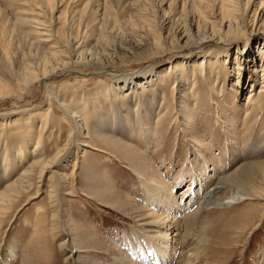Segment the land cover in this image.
I'll return each instance as SVG.
<instances>
[{
	"label": "rangeland",
	"instance_id": "1",
	"mask_svg": "<svg viewBox=\"0 0 264 264\" xmlns=\"http://www.w3.org/2000/svg\"><path fill=\"white\" fill-rule=\"evenodd\" d=\"M46 1L0 0V77L10 90L0 97V196L33 161L10 173L15 151L33 146L22 133L39 140L42 161L66 148L53 179L35 169L27 193L0 211V264H110L118 251L135 259L137 209L158 210L140 181L152 175L189 195L170 264H263L264 49L250 32L264 33V0ZM30 10L59 46L53 58ZM243 43L251 51L236 55ZM51 70L43 83L38 75ZM140 79L146 89L134 87ZM59 101L105 137L93 143L102 151L81 150L89 132L73 129ZM215 187L213 204L201 201ZM237 189L260 198L221 205Z\"/></svg>",
	"mask_w": 264,
	"mask_h": 264
},
{
	"label": "bare ground",
	"instance_id": "2",
	"mask_svg": "<svg viewBox=\"0 0 264 264\" xmlns=\"http://www.w3.org/2000/svg\"><path fill=\"white\" fill-rule=\"evenodd\" d=\"M250 2L252 3V0ZM48 3L49 2L46 1L45 4H48ZM36 9H38V8H36ZM263 9H264V3H261L259 8L257 9V13H259L258 10L262 11ZM37 11H39V10H37ZM36 12H34V10H30L29 11V14H31V15L29 17L30 19L28 20V22L31 23L32 25H34L33 26L34 30H36V28H37V30H36L37 32L41 31V30L43 31V33L42 32L37 33L38 36L40 38H42V39H39V40L37 39V42L44 43V44L49 43L50 45L46 49L48 50L49 57L53 58L54 54L59 52V50L57 48L59 46L55 45L56 42L50 43L52 41V39H50L51 36H50V34L47 33L48 30L46 28L38 29L39 27H42L41 26L42 25L41 21H40V19L38 17H42V16H40V13H36ZM229 26L230 25H228L225 28H229ZM233 28L236 29L234 26H231L227 30V33L232 31ZM235 33H238V35L241 34V33L237 32V31H235ZM242 34H244V33L242 32ZM250 34H251L250 40L251 39H256L257 43H260V45L262 47V50H263L264 49V33L263 32H258V30L256 29V30L251 31ZM240 46H242V47H240ZM78 48H79V45H77L75 47V49H78ZM239 50L242 51L243 55H246V52L251 51L250 45H248V44L244 45V43L241 44V45H237L235 47V54L236 55L239 54ZM224 54L225 53H223V55ZM213 62L217 63L218 60H214ZM238 62H239V60H237L235 63L238 64ZM235 70L237 72L238 70H240V68H236ZM52 71L53 70H51V73H49V71H42L40 74L38 73L39 74L38 75L39 79L43 83H45V82L51 80L52 78H55L54 74L52 73ZM257 72L261 73V78H262V81H263L262 84H263L264 83V67L261 66L259 69H257ZM1 73H2V71H1ZM2 78L0 77V97L1 96H5L8 93H10V90L7 87L6 82ZM147 81L148 80L144 81V79H140V80H138V81H136L134 83V87L136 89H146L147 88V83H148ZM24 83L26 84L25 81H24ZM236 85H237V83H236ZM20 87H21V85H20ZM247 101L252 102L251 93L248 94ZM50 107H51V104L48 101L47 102V107H46V109H44V111H46V113L44 115H41V117H40V122L41 123H40L39 126L41 128L45 127L46 125H48L47 124L48 117H50V115H51V108ZM60 107L63 108V110L66 113L67 117L71 118L72 123H70V124L73 126V129H74V127H76V128L81 129V131H85V132L88 131L89 132V133H86L83 136V138H81V142H80L81 147H82L81 150L83 151L85 149H88V150H91V151H97V150L98 151H102L101 149H97V147L94 146L93 143L97 142L96 139L98 141H102L103 142L105 137H103L101 135H98L96 133V131L94 130V127L90 126V128H88L87 122H85V120H84V114L82 113V111H80L81 113H79V112H75L72 107H71L72 109H70L69 102H68V104H64L63 101L60 102ZM83 111H84V109H83ZM20 119H21V117H18V118H15V119L12 120L13 121L12 123L18 129L20 127L19 126V124H20L19 120ZM27 119L28 118L23 119V120H25L24 125H25V127L30 128L32 124L29 123L28 122L29 119L28 120ZM94 119H96L95 115H94ZM3 124H4V119H3ZM72 133H73L72 130H70V132H68L69 140H71V138H72L71 137ZM22 136L24 138L26 137V140H27V142L25 143L26 145L29 142H31L33 146L31 148V150L27 153V155L26 154L23 155V151L22 150L15 151V154H14V158L15 159L14 160L12 159V164L10 165V168H11L10 173H12L14 171V169L17 166H19L20 164H22L23 162H27V160H28L30 155H32L31 158L33 159V161L31 163L29 162L30 164L27 166V168L20 173V177L17 178L18 180L16 181V183L7 186L6 189L4 190V192L2 193V195L0 196V211L3 210L6 206H11L12 204H14L16 202V199L20 196V194L27 193L26 190L30 188L31 176H33V173H34L35 169H37L38 178H42L44 175L47 174L48 180L50 178L53 179L54 175H55V173H54L55 171H50V169L52 170V168L55 167L57 161L61 158L62 154L64 153V151L66 149V148H64L63 150H60L57 154H55V156H53L52 159H50L48 161L47 160L46 161H42V160H40L41 157H42V154L40 153V152H42V147H41L42 145L39 142V140H36L35 138L33 139L31 132H28V131L22 133ZM33 140H36V142L34 143ZM116 146H118V145L117 144L113 145V148H115ZM13 147H17V146H13ZM9 162L10 161H7V166H9ZM7 169H4L5 173H8ZM149 178L150 179H148V180L144 179V178H141L140 181L143 184V188H144V191H145V196H146V199L150 202L149 204L154 205V207L156 209H158L159 211L158 210L155 211V210H153V208L151 209L150 207H148L146 205L142 206L141 208L138 207V209H137V213H138L137 217H139V219H138L137 223L142 225V228L140 230H136L135 231L136 232V238H135L134 242H135V246L138 247V249H137L138 255H137V257H135V259H132V258H130L129 255L126 256L125 254H123L122 251H120V252L118 251V252H116L118 254H115L113 257H111L113 259V261L110 262V264H152V262H154V264H170L171 263V259H172V257H171L172 254L171 253L173 251L172 242L174 243L173 237L176 236V234L173 235L174 232H175V229H176L175 228L176 227L175 226L176 215L180 214V213H183L185 211L187 212V210L190 208V207H188V203H187V206H186V203H183L182 199H180V198L184 197L185 199H188L189 195H186V193L184 195L181 194V193H184L183 192L184 188L180 189L177 193L171 192L168 189L166 183L163 180H161V179L157 180L155 175H152ZM211 178H212V176L210 175L208 177L207 181H209ZM204 179L199 178L198 179L199 181L198 182L196 181L198 187L202 188V186L205 184L203 182H206ZM63 180H61V181H63ZM49 183H50V181H49ZM240 183L242 185L244 183V181L241 180L238 184H240ZM64 184H66V183H64ZM65 186H63V188ZM195 188L196 187L192 188L193 189V194L196 193L195 192ZM217 188L218 187H215V188L209 190L207 193H205L203 195V197L201 198V201H203L204 203L207 202L209 204H213L212 203L213 192L214 191L216 192ZM257 194H258V192L255 191V192H253V197H250L252 195L248 194L247 192L243 191L242 189H237L236 192H235V196L233 198L229 199L228 201L225 200V202H223L221 205H227V204H230L231 202L236 201V200L239 201V202H243V201H246V200H253V199L257 200V199L260 198V197H258ZM213 198H215V197H213ZM215 201H217V200H215ZM219 204H220V202H219ZM170 214H174V215H170ZM67 227L70 228V227H72V225H68ZM128 239L130 240L131 243H133V240H132L131 237H129ZM76 251L75 252L72 251L71 253H76ZM77 253H82V251L78 250ZM263 264H264V260H263Z\"/></svg>",
	"mask_w": 264,
	"mask_h": 264
}]
</instances>
